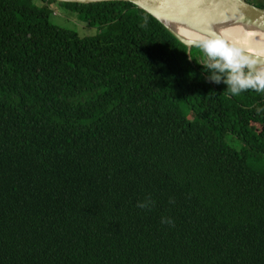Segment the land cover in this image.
Segmentation results:
<instances>
[{
    "label": "trees",
    "instance_id": "trees-1",
    "mask_svg": "<svg viewBox=\"0 0 264 264\" xmlns=\"http://www.w3.org/2000/svg\"><path fill=\"white\" fill-rule=\"evenodd\" d=\"M193 50L131 3L0 0V264H264V90Z\"/></svg>",
    "mask_w": 264,
    "mask_h": 264
},
{
    "label": "water",
    "instance_id": "water-1",
    "mask_svg": "<svg viewBox=\"0 0 264 264\" xmlns=\"http://www.w3.org/2000/svg\"><path fill=\"white\" fill-rule=\"evenodd\" d=\"M58 3L94 4L104 2H127L157 20L188 51L197 40L212 29H221L243 24L247 31L264 37V9L246 0H53ZM195 36L192 38L190 34ZM264 59V57H262Z\"/></svg>",
    "mask_w": 264,
    "mask_h": 264
},
{
    "label": "clouds",
    "instance_id": "clouds-1",
    "mask_svg": "<svg viewBox=\"0 0 264 264\" xmlns=\"http://www.w3.org/2000/svg\"><path fill=\"white\" fill-rule=\"evenodd\" d=\"M258 33L247 31L243 24L221 29L209 30L197 40L191 41L206 57L204 66L208 69L207 80L223 83L230 95L237 96L244 90H264V49L250 47V42ZM174 204L175 199L169 198ZM155 202L150 196L139 201L136 207L151 210ZM161 223L174 226V221L162 217Z\"/></svg>",
    "mask_w": 264,
    "mask_h": 264
},
{
    "label": "rangeland",
    "instance_id": "rangeland-1",
    "mask_svg": "<svg viewBox=\"0 0 264 264\" xmlns=\"http://www.w3.org/2000/svg\"><path fill=\"white\" fill-rule=\"evenodd\" d=\"M53 8L54 5H51ZM55 14H52L50 16V21L56 26H59L64 29L72 30L77 33V35L80 38L83 37H93L101 33V30L97 27H89L86 24L79 22L76 18L75 15H72L71 12H67L64 8L60 7L59 5L56 4L55 6ZM191 50V49H190ZM200 55H202V52L199 50H193L192 51V56H196L198 60L201 61ZM206 60V57L204 56L203 61ZM183 113L187 117L188 120L193 122V118L191 117L189 110L187 108L183 109ZM225 140L227 143H229V146H232L233 148L237 149L238 151L242 150L243 144L236 140L233 136L230 134H227L225 136ZM252 161L250 160L249 165H251L253 168H259V167H264V157L257 155L253 157Z\"/></svg>",
    "mask_w": 264,
    "mask_h": 264
},
{
    "label": "bare ground",
    "instance_id": "bare-ground-1",
    "mask_svg": "<svg viewBox=\"0 0 264 264\" xmlns=\"http://www.w3.org/2000/svg\"><path fill=\"white\" fill-rule=\"evenodd\" d=\"M205 27L209 30H214L212 29V25H210V27L209 26H205ZM190 36L192 37H189V38H192V40H195L193 39V37L195 36L194 34L191 33ZM249 46L257 50L264 49V37L252 38Z\"/></svg>",
    "mask_w": 264,
    "mask_h": 264
}]
</instances>
